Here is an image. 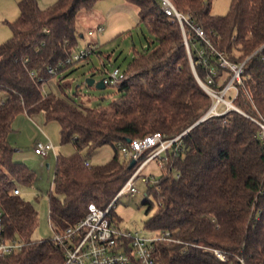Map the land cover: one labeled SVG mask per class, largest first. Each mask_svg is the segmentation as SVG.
Segmentation results:
<instances>
[{
	"label": "trees",
	"instance_id": "1",
	"mask_svg": "<svg viewBox=\"0 0 264 264\" xmlns=\"http://www.w3.org/2000/svg\"><path fill=\"white\" fill-rule=\"evenodd\" d=\"M98 1L55 0L41 8L38 0H19V15L7 22L12 35L0 44L2 232L5 239L26 242L7 257V264L64 262V251L53 236L32 239L38 210L14 194L15 187L32 185L36 173L13 160L8 141L12 123L20 113L39 112L48 121L56 120L62 143L76 149L69 156L57 155L49 193L54 230L78 223L91 203L105 209L114 200L139 165L130 166L121 145L154 132L171 138L189 129L181 149L168 152L157 182L147 183L143 202L145 229L169 231L181 241L157 246L161 264H224L208 248L226 251L230 264H241L239 258L246 264H264V144L252 120L264 119V0H231L222 15L212 13L211 0H172L179 11L192 15L206 39L194 26L185 23L183 30L171 21L158 0H125L137 7L140 22L153 38L147 37V47L135 51L116 86L119 96L107 107H88L66 94L62 85L61 94L46 91L44 85L78 63L49 73L50 66H58L78 48L83 34L78 15ZM222 58L246 60L237 93L228 94L239 110L200 121L214 99L198 78L221 91L232 77L230 69L221 66ZM211 69L215 73L210 83ZM103 145L113 147L112 158L86 165L82 151ZM118 199L110 222L122 228L115 212Z\"/></svg>",
	"mask_w": 264,
	"mask_h": 264
},
{
	"label": "rangeland",
	"instance_id": "2",
	"mask_svg": "<svg viewBox=\"0 0 264 264\" xmlns=\"http://www.w3.org/2000/svg\"><path fill=\"white\" fill-rule=\"evenodd\" d=\"M54 1L38 0L41 8L48 7ZM18 2L19 0H0V44L12 35L7 22L14 21L19 15ZM230 4L231 0H211V11L218 15L226 14ZM99 24L104 26L105 31L89 36L88 30L96 29ZM78 29L84 34L78 47H88L91 44L95 52L87 59L74 64L67 70L65 76L50 79L44 85V89L61 94L59 85H62L66 94L78 103L88 107L98 105L107 107L119 96L116 86L106 85L102 89L96 86L90 87L86 79L93 77L98 82L114 67L125 70L135 51H142L147 47V37L151 35L145 24L140 22L137 7L125 0H99L94 8L78 15ZM226 76L224 75L223 79ZM233 93L232 90L228 94L233 95ZM225 99L230 101L231 96L227 95ZM219 110H226V105L221 104ZM8 141L14 149L13 160L28 165L36 173L32 185L20 186L22 197L34 204L39 213L38 225L32 234V239H49L54 235L49 215V193L55 174L57 155L69 156L76 149L72 143H62L60 124L56 120H46L44 113L41 112L31 115L18 114L12 123ZM39 141H51L56 153L51 152L47 158L36 154L34 144ZM82 154L93 164H103L112 158L114 150L110 145H103L92 152L84 149ZM160 172L157 160H152L135 181L138 191L127 192L119 197L115 204V212L121 218L119 224L122 228L133 233L150 234L145 229L144 223L147 215L146 205L143 202L147 183L142 177H158Z\"/></svg>",
	"mask_w": 264,
	"mask_h": 264
},
{
	"label": "built area",
	"instance_id": "3",
	"mask_svg": "<svg viewBox=\"0 0 264 264\" xmlns=\"http://www.w3.org/2000/svg\"><path fill=\"white\" fill-rule=\"evenodd\" d=\"M160 1L164 13L173 22H178L184 30L185 23L195 27L197 33L202 38L206 39L204 31L194 25L191 14H184L178 10L172 0ZM104 31V26H99L92 30H88L89 36H94L96 33ZM258 49L255 53L261 51ZM95 52L94 46L89 44L88 47L77 48L66 60L61 61L58 66H50L49 73L56 74L60 67H66L81 62L87 59L91 53ZM254 53V54H255ZM206 64V62L204 61ZM246 60L240 63H233L225 58L221 59V66L227 67L232 72V77L227 85L221 91H214L208 85L203 83L204 89L214 99V104L205 118L209 115H221L229 109L239 110L233 100L227 101L225 98L230 91L237 93L236 83H242V75L245 71ZM194 66V65H193ZM213 69L210 70L209 82L213 81L211 74H214ZM32 75L35 73L32 72ZM124 70L120 67H114L104 76L105 85L117 86L124 79ZM221 104L226 105V110L219 111ZM259 127V137L264 144V119L252 118ZM189 129L174 136L165 137L161 132H154L146 135L143 138L130 140L129 143L121 145L123 156L129 161L135 160L139 165L129 177L124 186L120 189L114 200L107 208L102 209L91 203L88 207V212L78 223L69 226L65 229L54 230L53 241L60 245L64 251L63 264H130L133 260H137L140 264H161L157 246L160 243L172 244L181 242L173 237L171 232L162 231L157 233L142 234L140 232L133 233L124 228L117 227L110 222L111 208L113 203L123 194L127 192L136 193L138 191L135 181L141 176L143 169L152 160H157L160 168L164 167L168 161V152L181 149L182 139L188 133ZM36 154L47 158L51 152L56 153V148L51 141H39L34 144ZM86 165H90L89 159L85 160ZM142 180L146 183H156L157 177L143 176ZM14 194H21V189L15 187ZM3 210L0 206V264H7V257L20 251L26 242L20 237L5 239L3 237ZM203 248V246H200ZM214 255L224 264H230L229 255L226 251L217 248H208ZM241 264H246L242 258H239Z\"/></svg>",
	"mask_w": 264,
	"mask_h": 264
},
{
	"label": "water",
	"instance_id": "4",
	"mask_svg": "<svg viewBox=\"0 0 264 264\" xmlns=\"http://www.w3.org/2000/svg\"><path fill=\"white\" fill-rule=\"evenodd\" d=\"M193 70H194V72H195V68H194V66H193ZM195 74H196V72H195ZM196 76H197V75H196ZM197 78H198V76H197ZM198 80H199L201 86H202L204 89H206V88L204 87L203 83L201 82V80H200L199 78H198ZM86 83H87V85L90 86V87H92V86H96L97 88H101V89L106 87V85H105V83H104V79H101L100 81L96 82L95 79H94L93 77H88V78L86 79ZM205 116H206V115H205ZM205 116H204L200 121L204 120V119H205ZM200 121H199V122H200ZM135 164H136V161H135V160H132L130 166L133 167Z\"/></svg>",
	"mask_w": 264,
	"mask_h": 264
},
{
	"label": "crops",
	"instance_id": "5",
	"mask_svg": "<svg viewBox=\"0 0 264 264\" xmlns=\"http://www.w3.org/2000/svg\"><path fill=\"white\" fill-rule=\"evenodd\" d=\"M105 31V30H104ZM82 37H84V34H82Z\"/></svg>",
	"mask_w": 264,
	"mask_h": 264
}]
</instances>
